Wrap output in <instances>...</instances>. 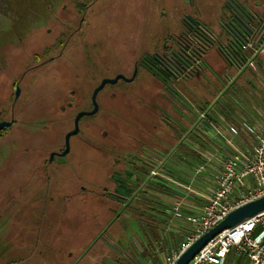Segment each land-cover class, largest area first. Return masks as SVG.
Returning a JSON list of instances; mask_svg holds the SVG:
<instances>
[{
	"label": "rangeland",
	"instance_id": "rangeland-1",
	"mask_svg": "<svg viewBox=\"0 0 264 264\" xmlns=\"http://www.w3.org/2000/svg\"><path fill=\"white\" fill-rule=\"evenodd\" d=\"M79 1L93 2L86 6L89 25L72 37L63 57L33 60L32 55L42 50L40 43L52 39L60 17L73 8V0H0V49L9 43L16 48L14 54L8 53L9 63L0 53V73L5 76L3 83L0 74V110L6 109L7 115L14 91H9L12 76H23L15 105L16 125L0 137V264H63L68 260H71L69 264H115L114 257L140 264L136 257H144L135 237L142 238L147 228L142 193L135 191L128 199L129 206L125 207L127 201L119 205L108 194L105 199L102 192L105 188L115 192L113 176L120 175L116 161L108 162L123 151L113 139L138 150L145 145L152 147L151 141L160 136L164 143L160 144V156L168 153L172 137L181 134L175 130L180 124H187L181 116L185 111L174 95L189 106L205 108L214 100L212 92L220 90L216 79L221 76L225 63L215 45L203 55L209 68L195 73L190 80L170 83L169 89L151 72L140 68L135 80L129 83L119 80L114 86L104 87L99 94L102 99L98 114L90 127L83 128L85 139L100 140V144L116 154L102 155L86 148L82 153L75 146L65 160L71 164L75 157L83 155L80 179L50 174L46 180L45 175L28 172L31 165L22 153L23 147L46 145L45 131L35 124L50 118L46 113L53 87H61L64 82L79 84L86 94L103 78L117 74L131 76L138 58L162 55L177 48L176 41L181 43L183 39L185 16L207 26L214 39L225 41L220 22L228 17L226 0ZM238 1L251 12L264 15V0ZM49 14L57 16L56 21L44 18ZM45 28H51L52 32H46ZM39 37L42 41L37 40ZM91 72L94 78L88 79ZM112 90L117 93L115 96L106 95ZM230 91L241 100L245 116L253 118L258 110L264 111V55L258 67L241 75ZM221 100L232 103L230 98ZM221 100L216 105L220 106ZM139 114L156 126L138 120ZM69 125L68 120L57 126L56 139L50 143L52 147L62 145L63 133ZM15 183L20 192L13 194ZM81 187L85 194H81ZM76 190L87 200L92 193L95 197L92 195L93 200L85 207L76 200L72 205L74 195L79 194ZM35 199L46 200L44 207L52 199V207L47 211L35 207L32 204ZM43 210L48 216L40 218ZM116 214L118 217L114 218ZM33 226L46 232L36 236L30 229ZM101 233L104 235L100 236ZM46 234L48 239L44 240Z\"/></svg>",
	"mask_w": 264,
	"mask_h": 264
},
{
	"label": "built area",
	"instance_id": "built-area-1",
	"mask_svg": "<svg viewBox=\"0 0 264 264\" xmlns=\"http://www.w3.org/2000/svg\"><path fill=\"white\" fill-rule=\"evenodd\" d=\"M227 12L225 21H221L225 41L215 37L207 26L199 20L189 16L184 17L185 28L183 39L178 52L183 61L176 56L165 58L160 56L162 68L169 72L172 84L179 81L190 80L195 73L208 67L203 55L215 45L219 57L224 61L225 67L217 80L220 90L215 98H230L232 103L222 104L232 109L237 120L254 141L251 148L235 150L231 155L222 158L220 169L214 177V186L209 193L201 195L203 199L199 209L192 215L184 216L190 225L182 234L177 248L165 254L159 264H173L180 254L185 251L201 234L223 219L234 208L264 195V111L256 112L253 118L245 116L241 100L231 91V85L247 70L258 67L264 55V15L251 12L238 0H226L224 3ZM185 111L182 118L191 123L192 133L201 121L209 120L217 115L216 101L198 110L187 105L182 99L173 97ZM233 107V108H231ZM252 119V120H251ZM188 133L187 124H180ZM230 132L236 133L234 127ZM202 169L199 166L196 173ZM173 169L168 168L165 162L160 161L140 183V192L147 190L148 182L160 184V188H172L169 184L179 185L175 179ZM189 191V188L186 187ZM160 197L172 196L160 191ZM172 213L176 218H183L180 212L182 200L172 197ZM233 253L247 259L248 264H264V210L247 218L217 234L207 242L188 264H225L228 254ZM140 264H151L150 259L136 257Z\"/></svg>",
	"mask_w": 264,
	"mask_h": 264
},
{
	"label": "crops",
	"instance_id": "crops-1",
	"mask_svg": "<svg viewBox=\"0 0 264 264\" xmlns=\"http://www.w3.org/2000/svg\"><path fill=\"white\" fill-rule=\"evenodd\" d=\"M217 83L219 88L218 80ZM217 93L212 92L211 98H215ZM219 105L215 108L217 115H213L209 120L201 121L195 130V135L192 133L191 123L187 122V127H190L188 133L185 134L186 130L178 126L175 131L181 134L175 138L168 153L161 154V156L159 154L158 157L146 156L147 162L152 165L151 168L158 162L164 161L168 168L174 170L175 179L180 183L179 185L169 184L172 188L162 189L160 184L148 182L147 190L141 192L142 204L145 207V213L143 211L142 213L147 228L142 238H135L140 244L141 256L144 259H150L151 264H159L165 254L178 247L183 232L190 229L184 216L198 211L203 201L201 195L209 193L214 186V177L220 169L222 158L233 154L235 150L251 148L254 144L252 137L246 133L233 114L234 111L222 103ZM196 106L198 110L203 109L199 105ZM229 127H234L236 133L230 132ZM160 143H163L162 139ZM199 166H202V169L196 173ZM148 175L149 172L145 173L143 179ZM160 191L172 196L160 197ZM172 197L182 200L180 212L183 218L173 216ZM162 232H165V236ZM144 248L147 249L145 254L142 253ZM228 263L248 264V261L245 257H238L231 251L225 264Z\"/></svg>",
	"mask_w": 264,
	"mask_h": 264
},
{
	"label": "flooded vegetation",
	"instance_id": "flooded-vegetation-1",
	"mask_svg": "<svg viewBox=\"0 0 264 264\" xmlns=\"http://www.w3.org/2000/svg\"><path fill=\"white\" fill-rule=\"evenodd\" d=\"M74 4H73V8H70L67 10V12H65V14H63L60 17V23L57 24L58 27L56 29L53 30L54 36L52 37L51 40H40V37L37 38L38 41H42L40 43V46H42V50L41 52H37L34 53V55H32V59L33 60H41L42 57H46L49 60H54L59 59L61 57L64 56V53L68 47L69 42L71 41L72 37L75 34H78L79 32H82L83 28L87 27L89 25V19H88V15L86 12V6L92 4L93 2H89V3H84L82 1L79 0H73ZM256 5H260L258 2H255ZM63 9H65V5H63L62 7ZM44 18H48V19H53L56 21V17L55 15H44ZM46 32H52L51 28H45ZM19 40H22L21 38H19ZM177 43V48H171L168 51L169 52H174L179 48L180 42L176 41ZM11 43L4 45L1 49H0V53L3 54V56L6 59V63H9V58H11L10 55H8V53H15L16 48L13 47L14 44H12L10 46ZM57 51V52H56ZM55 52V54H53ZM164 53L162 55H158V54H154L153 59L157 60L158 58L160 59V56L162 58H165V56L169 53ZM169 55V54H168ZM134 67H136V75L138 73V70L140 68H144L147 71L150 72L149 68L151 67H155V69H159L160 70V62L157 63L156 66H154L153 62L151 61L150 57H140L135 61ZM133 67V70H134ZM0 74H2V82L4 83V73L1 72ZM25 74V73H24ZM23 74V75H24ZM94 74V72H91L90 74H88V79H93L94 76L92 75ZM135 75V77H136ZM1 76V75H0ZM23 76H18L16 77V75L12 76V79L10 81L9 84V91L11 92L12 89L13 91V96L11 98V100H9V108L8 110V115L7 113H5L4 111H6V109L3 108V110H0V121H11L10 126L5 127L3 129L0 130V137L4 135V133L8 130L13 128L16 125V120H15V105H16V101H17V97L19 96L20 93V83H21V78ZM135 77L133 80H135ZM76 78L73 77V80H75ZM102 80V79H101ZM100 80V81H101ZM121 80L123 83H129L126 82L122 79ZM118 80V81H119ZM132 80V81H133ZM100 81H98L89 91V93L87 92L86 94H84V90L83 88L79 85H73L72 83H68V82H64L63 86L61 87H53V89H51V104L50 107L47 109V115L50 116L49 119H47V121H45L44 123H36L35 126L39 127L40 129L45 131V135H44V144L46 145H41V146H34L29 147V146H24L23 147V154L25 156H27V160L28 162H30L31 167L28 169V172L30 171L31 173L38 175V176H49L50 174H55L58 176H67V175H73V176H77L79 179L81 176H83V169H84V157L83 155H81L80 157L77 156L73 159V162L71 164H69L67 162V160H65V158L67 157V155L72 152V150L74 151L75 146L81 150V152L83 153V149L85 148V146H87L89 149H93L94 152H99L98 151V147L96 146V144H93L91 142H88L84 139V131L83 128L85 126L90 127L91 121L93 119V117H95V115L98 114L99 110H100V106H101V97H100V92L104 89L105 86L109 85V86H114L116 83L114 84H106L96 95V101L98 104V111L90 116L84 115L82 116L79 121H78V132L75 135L70 136L69 138V151L65 154V155H60V153L64 150L65 148V140L63 138L62 141V145L59 148H55L51 146V142H53L56 139V128L58 125H60L61 123H63L64 121H70V125L67 127V129L65 130V132L63 133L64 137L65 134L70 131L71 129H73L74 126V117L76 115V113H78L79 111H89L92 109L93 105L91 102V94L93 89L100 83ZM71 86V87H69ZM19 90L18 95H16V90ZM117 93L112 91H109L106 95H111V96H115ZM3 112V113H2ZM73 138H75L73 140ZM96 143H100V140H96ZM49 144V145H48ZM141 149V153H140V157L138 158V165H149V169L147 172H150L156 165H154L151 168V164L147 162V159L145 158L148 155H154L156 156V154L158 153V150H156L155 147H147L142 146ZM96 150V151H95ZM94 159V158H93ZM37 160H39V163L37 164ZM91 160V159H90ZM36 162V163H35ZM141 172V171H138ZM141 181V180H140ZM140 185V184H139ZM138 186V185H137ZM81 189H83V187H81ZM137 189V188H136ZM13 194L20 192V187L17 183H15V186L13 188ZM11 191V193H12ZM52 190H50L51 192ZM135 195V193H134ZM133 195H131L128 199L130 200L131 197ZM12 197H15L12 195ZM51 198V195H50ZM128 199L125 201L126 203H128ZM52 199H50V202H47L46 207V200H41V199H35L34 201H32L33 206L35 207H40V208H46L45 211H47L48 209H50L52 206ZM78 202L82 203L83 202V197L82 196H78ZM51 203V204H50ZM34 208V207H33ZM45 211L43 210L41 213V217L40 218H44L47 217L48 215H46ZM41 220V219H40ZM41 222V221H39ZM33 233H35L36 236H40L41 233H45L46 231L42 232V228L39 226H33L30 228ZM45 230H47V228H45ZM37 239V237H36ZM47 234L44 236V240H47ZM38 243V242H37ZM62 252V250H61Z\"/></svg>",
	"mask_w": 264,
	"mask_h": 264
},
{
	"label": "trees",
	"instance_id": "trees-1",
	"mask_svg": "<svg viewBox=\"0 0 264 264\" xmlns=\"http://www.w3.org/2000/svg\"><path fill=\"white\" fill-rule=\"evenodd\" d=\"M176 51H178V49ZM168 54H169L170 57L171 56H173V57L176 56L180 61H183L182 55L180 53H178V52H175L174 51V52H169ZM150 59L153 62L154 66H156L157 63L160 62V59L159 58L157 60H155V59H153V56L150 57ZM149 70H150V72L155 77H157L158 79H160L165 84L164 86L167 89H169V84L172 81V77L169 75V72L168 71H166V70H164L162 68L161 64H160V70L159 69H155V67H151V68H149ZM119 96L120 97L123 96V93H121ZM123 99H124V97H123ZM128 110H131V109L128 108ZM142 116L143 115L138 116L137 117L138 120L140 119V120L143 121L144 119H143ZM144 121L146 122V125L148 124V126L149 125H151V127H154V125L156 126V124L154 122H151V121L149 122L147 120H144ZM175 138L176 137H172V140L170 141V145L174 143ZM85 140L88 141V142H91L93 144H96V146L99 148L98 149L99 152H96L97 154H102V155L116 154L115 152L112 151V149L110 150L109 148H107L106 146H104V145H102L100 143L98 144V143H96L95 141H93L91 139H85ZM113 141L118 145L119 150H123V151H122V153H118V156L111 158V160H109L108 162L113 163L114 161H116L117 165L119 166V168H117V169L120 171V175L118 176V178H116L115 176H113L114 177V180H115L114 181V184H115V187H116L115 188V192H109V190L106 189V188L103 189L102 192L105 195L104 196L105 199H106L107 194H108V196L114 202H117L119 205H122L131 195L134 196V193H135L134 191L136 190V187H137L138 183L140 182V180L142 179V177L144 176V174L147 173V171L149 169V165H145V164L144 165H141V166L138 165V160H139L138 158L140 157L141 149H138V150H135L134 148L132 149V145L131 144L125 143L124 141H116L115 138L113 139ZM160 144H161L160 143V136L158 138L153 139L151 141L152 147H155L156 150H158V153L156 154V157H158V155L160 154ZM114 146H116V145H114ZM85 148L88 149V151H90V150L94 151L92 148L89 149L87 146H85ZM135 151H137V152H135ZM105 153H107V154H105ZM108 168H109V166H108ZM138 171H141V172H138ZM46 180H47V176H46ZM79 190H80L81 194H85L84 193V190L85 189L84 190L79 189ZM76 191H78V190H76ZM87 191H90L91 192L90 189L89 190L87 189ZM80 192H79V194H75L74 195V200H73L74 202H72V205H74L75 200L78 203V205H80V202H78V196L80 195ZM92 195H89L88 196V198H89L88 200L85 197L82 196L83 197V202L81 203L82 206L84 204V207H85V204H88V202L90 200H93V198L95 196H94L93 193H92ZM126 206H129V203H126L125 204V207ZM99 215H100V213H99ZM105 217H106V214H104L102 216L103 219ZM117 217H118V214H116L114 216V218H117ZM114 218H113V220H114ZM99 221L100 222L102 221L101 215H100ZM103 235L104 234L101 233L100 236H103ZM146 250L147 249L144 248V250L142 251V253L145 254V251ZM62 252H64V251H62ZM65 254H66V251H65ZM64 257L65 256L63 254V258ZM69 262H71V260H68L67 263L65 262L63 264H69ZM114 262H115V264H133L131 261L126 260V259L123 260L120 257H114Z\"/></svg>",
	"mask_w": 264,
	"mask_h": 264
},
{
	"label": "water",
	"instance_id": "water-1",
	"mask_svg": "<svg viewBox=\"0 0 264 264\" xmlns=\"http://www.w3.org/2000/svg\"><path fill=\"white\" fill-rule=\"evenodd\" d=\"M136 75V67H134V70L131 74V76L126 77L123 74H117L113 78H103L100 83L93 89L91 94V102H92V109L89 111H79L76 113L74 117V126L73 129L68 131L65 134L64 140H65V148L60 153V155H65L69 151V138L72 135L77 134L78 132V121L79 119L84 116H90L95 114L98 111V104L96 101V95L97 93L106 85V84H114L119 79H122L126 82H131ZM19 90H16V95H18ZM11 121H0V130L10 126ZM264 210V195L253 199L251 201H248L233 210H231L223 219H221L219 222H217L215 225H213L210 229L205 231L203 234H201L185 251H183L180 256L176 259V261L173 264H188L189 261L197 254V252L212 238H214L217 234L222 232L225 229L232 228L235 225L239 224L243 220L250 218L259 212H262Z\"/></svg>",
	"mask_w": 264,
	"mask_h": 264
}]
</instances>
